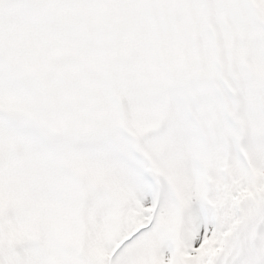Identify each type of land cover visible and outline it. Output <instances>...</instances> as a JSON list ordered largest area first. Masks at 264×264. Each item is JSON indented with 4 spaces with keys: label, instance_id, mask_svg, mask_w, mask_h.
I'll return each instance as SVG.
<instances>
[{
    "label": "snow or ice",
    "instance_id": "obj_1",
    "mask_svg": "<svg viewBox=\"0 0 264 264\" xmlns=\"http://www.w3.org/2000/svg\"><path fill=\"white\" fill-rule=\"evenodd\" d=\"M0 264H264V0H0Z\"/></svg>",
    "mask_w": 264,
    "mask_h": 264
}]
</instances>
